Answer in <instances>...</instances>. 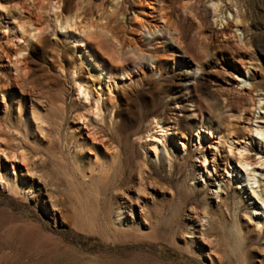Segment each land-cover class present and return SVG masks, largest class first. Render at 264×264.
<instances>
[{"label":"rangeland","instance_id":"rangeland-1","mask_svg":"<svg viewBox=\"0 0 264 264\" xmlns=\"http://www.w3.org/2000/svg\"><path fill=\"white\" fill-rule=\"evenodd\" d=\"M217 1L225 35L203 0H0V264H264V0ZM159 16L210 54L191 94L124 54Z\"/></svg>","mask_w":264,"mask_h":264},{"label":"bare ground","instance_id":"bare-ground-1","mask_svg":"<svg viewBox=\"0 0 264 264\" xmlns=\"http://www.w3.org/2000/svg\"><path fill=\"white\" fill-rule=\"evenodd\" d=\"M203 1H205L206 4L207 3L210 4V11L212 12L213 17L215 18L214 22H216V26H219V30L221 34L225 35L226 32L228 33L230 32V28L232 26L233 27L237 26L236 24L239 21L236 18V14L235 16L232 15L231 18L222 17L221 7H220L221 2L218 3L219 1L217 0H203ZM148 26L149 27L141 26V29H144L146 32L145 35L143 37H139L138 41L136 42L134 41L136 43L135 45L136 47L127 49V51H125L124 53L125 56H127L128 59H131L134 64L136 63L137 65L136 69H138L139 71L144 69L148 74L153 75L154 73L159 74V71L161 69L167 68L169 62H167V60H164V58H162L163 57L162 55L164 53H169L170 54L169 56L171 58L170 60H172L170 63H172L175 67L181 66V69L183 70V81L186 86L187 94H191V92L194 90V85L197 84V73L200 71L203 74L204 72L203 65H206L207 62L211 60V57L209 56L210 54L209 55H206L207 53L205 54L203 45L201 46L202 48L201 47L197 48L194 53L190 52L188 48H185V46L182 45L181 35L173 30H170L169 25L166 22L162 21L160 16L158 17V20L156 22H154L153 24H149ZM100 30L101 31L99 34L103 33V29L101 28ZM93 34H95L93 31L85 32L83 35L84 37L81 38V42L87 41L86 37L93 36ZM201 35L203 34H199V36ZM85 46L87 45L85 44ZM232 69L234 70L235 74H238L240 76L241 68L232 66ZM105 74L109 78L112 77L111 71H106ZM117 75L121 76L123 79L124 76L128 78L131 74L128 73V71H124L123 69L120 70ZM242 78H244L243 74H242ZM255 88H256L255 85L251 84L249 88H244L240 91H236L237 92L236 96L244 101V106L241 108L239 112H237V114L239 117H245L246 119L248 118L247 119L248 121H250V118L252 117L255 108L253 107V101L250 96V93L253 90H255ZM81 95L82 92L79 91L78 96ZM262 105H264V102ZM259 109L264 110V108L262 107H260ZM98 111L99 110L95 108V113H92V115L97 117L99 113ZM187 111L189 114L188 115L189 118H194V119L199 118L201 120L200 121L201 124H202V119H204V121L207 122L209 121L210 123L214 122V124H219V122L223 118L229 119L230 117L233 116V111L231 110L230 101H226L225 104L220 103L218 106L214 104L213 105L206 104L205 111L203 112H200L198 106H196L193 102H191L186 112ZM154 119L155 118H153L150 121L151 125L154 124L159 126V124H162V127L160 128H162L166 132L171 130L170 126L168 124H165L164 121H162V119H157L156 121ZM176 124L179 126V121ZM200 128H202V126H199L197 129ZM245 129L248 131L249 134L250 130L247 127ZM263 129H264V125H263ZM157 139L159 140V142L162 143L161 140L162 138L157 137ZM243 139L246 140L247 138L243 136ZM236 140L238 139L236 138ZM244 147L246 146L244 145ZM157 148L158 147L155 146L152 147L153 150L152 152L154 154L153 156H155L158 150ZM241 153L242 152L238 151V156L234 160V162H236L240 167H243V165L244 166L249 165V162L246 161L247 157H243L242 156L243 154L241 155ZM125 184H126V179H122L120 182V187L124 186Z\"/></svg>","mask_w":264,"mask_h":264}]
</instances>
